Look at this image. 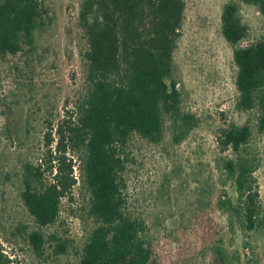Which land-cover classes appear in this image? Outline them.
<instances>
[{"label":"rangeland","instance_id":"374dc122","mask_svg":"<svg viewBox=\"0 0 264 264\" xmlns=\"http://www.w3.org/2000/svg\"><path fill=\"white\" fill-rule=\"evenodd\" d=\"M83 1L43 0L33 43L19 54L0 55V243L10 264H77L96 226L90 193L80 183L72 197L63 199L57 221L45 227L36 223L22 197L25 165L38 162L49 124L85 93ZM228 3L238 4L248 28L237 46L223 34ZM261 40L264 15L257 5L186 0L172 75L182 96L181 114L165 115L159 141L134 134L123 151L125 208L145 227L144 237L161 264H264L262 110L239 105L234 59L237 47ZM233 125H249L252 131L240 151L221 141ZM239 158L253 165L260 194L254 229L247 227L235 180L225 166ZM36 230L46 238L42 255L29 241Z\"/></svg>","mask_w":264,"mask_h":264},{"label":"trees","instance_id":"16d2710c","mask_svg":"<svg viewBox=\"0 0 264 264\" xmlns=\"http://www.w3.org/2000/svg\"><path fill=\"white\" fill-rule=\"evenodd\" d=\"M242 1L257 5L264 15V0ZM185 10L186 0L82 3L85 93L56 124H49L38 162L25 165L22 191L40 227L57 221L63 199L73 196L78 183L89 191V212L96 226L77 264H161L144 237L145 227L125 208L123 151L134 134L159 141L165 115L181 114L182 96L172 75ZM43 14V0H0V55L19 54L32 44ZM247 30L238 4L228 3L223 12L227 41L237 46ZM234 59L239 105H259L264 130V40L237 47ZM251 133L249 125H233L223 131L221 141L240 151ZM225 166L235 180L247 227L254 229L261 209L254 167L243 158ZM29 241L37 255L45 252L46 238L40 230L30 233ZM10 263L0 243V264Z\"/></svg>","mask_w":264,"mask_h":264}]
</instances>
